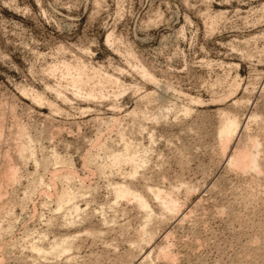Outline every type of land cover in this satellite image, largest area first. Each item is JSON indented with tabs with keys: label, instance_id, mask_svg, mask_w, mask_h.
<instances>
[{
	"label": "rangeland",
	"instance_id": "rangeland-1",
	"mask_svg": "<svg viewBox=\"0 0 264 264\" xmlns=\"http://www.w3.org/2000/svg\"><path fill=\"white\" fill-rule=\"evenodd\" d=\"M69 63L73 69L86 66L83 69L92 78L89 87L94 88L104 74L117 83L96 86L105 90V98H78L69 85L71 76L62 70ZM143 69L154 81L143 76ZM235 81L240 88L231 95ZM29 92L38 93L46 102L36 103ZM146 93L152 96L142 101ZM236 101L241 105L233 107ZM165 104L171 106L170 111L166 120L157 123V112ZM184 107L192 108L191 116L183 112ZM223 111L242 123L227 159L242 149L246 126L264 142L263 124H248L251 115L264 118V0H0V171L17 165L16 150L27 135L41 140L36 152L39 161L57 153L71 162V168L51 166L38 173L33 161L24 165L19 184L9 187L2 200L7 209L0 215L4 248H0V264H23L27 243L44 230L52 239V233L70 231L83 236L84 230L96 228H103L104 234L96 242L81 241L76 262L61 259L58 264H264V245L254 262L256 253L248 247L255 236L264 238V178L252 183L250 176L229 171L227 159L217 156L218 114ZM134 112L138 117H131ZM143 112L148 119L140 118ZM115 118L122 119V129H136L127 130V139L131 132L134 135L129 141L134 139L141 149L153 147L149 170H142L148 171L144 176L151 185L169 188L186 183L197 190L190 198L184 188L180 190L179 212L158 229L147 247L143 245V252L136 250L140 256L135 252L138 257L130 263L126 255L132 251L129 243L136 238L141 215L123 203L115 214L111 187L122 183L131 168L125 165V172L107 171L101 176L94 168L105 156L92 164L94 168L85 165L86 158L105 143L115 151L123 149L111 123ZM138 126L143 127L141 134ZM18 127L27 130L26 137L19 136ZM150 133L153 145L148 142ZM179 152L184 159L179 160ZM8 159L13 162L9 164ZM71 171L78 177L76 186L83 183L94 190L78 201L88 221L68 232L53 225L49 230L57 208L54 199L64 187L61 181L53 187L51 180L55 173ZM35 178L43 182L36 184V193L30 197L27 187ZM140 179L133 180L142 190ZM247 196L249 201H245ZM10 208L12 216L6 214ZM103 218H113V224L108 221L106 225ZM163 248L171 259L160 255Z\"/></svg>",
	"mask_w": 264,
	"mask_h": 264
},
{
	"label": "bare ground",
	"instance_id": "bare-ground-1",
	"mask_svg": "<svg viewBox=\"0 0 264 264\" xmlns=\"http://www.w3.org/2000/svg\"><path fill=\"white\" fill-rule=\"evenodd\" d=\"M62 65H63V63H62ZM59 66H60L59 68H57L55 66V68L52 69L53 72H57L62 67L61 65H59ZM71 66H72V64L70 65V63L69 64H65L63 66L62 70L64 69L66 71V73H68V75H66V76H68V77L71 76V78L69 77L70 78L69 85H70V82H71L72 91L73 92L75 91L79 95L78 96L75 93L78 98L82 96L87 101H93V100L97 99L98 97H101V98L104 97L105 98V96H107V95L104 94V91L105 90L102 89V88L106 84H114L115 82L117 83V81H115V79H113L112 77L106 76L105 74H104L105 76L103 75V77L97 76V77H99L98 82L97 83H94L93 86H95V85L98 86L99 85L100 87H102V85H103L102 88L99 87L101 90L98 87L95 86L96 88H98V91H97L95 89V87L94 88L93 87H89L91 85L90 82H91V79L92 78L89 76L90 74L87 73V70L86 69H83L86 66L85 67L82 66L83 67L82 69H81V66H80V68H78L79 66L78 67L76 66L78 69L77 68L76 69H73L74 67L72 68ZM52 70H51V72H52ZM59 72H61V70ZM141 73L148 80L154 81V78L145 69H143L141 71ZM98 75L102 76L100 73ZM73 88H74V90H73ZM232 88H233V90H232L231 95H235L238 92V90H239L240 87H239V84L236 83V81H235ZM122 92H124V91H122ZM29 93H30V96L31 95L33 96V98H34L33 100L36 103L38 102V103L41 104L43 102H46V101H44L45 98H42L41 95L39 96L38 93H36V94L34 92H29ZM57 94H59V93H57ZM25 95H27V93ZM60 96L63 97L62 95H60ZM151 96H152V94H150V93H148V94L146 93V95L144 94V96L141 97L142 98V101L143 100L150 99ZM62 99L64 101H66L65 100L66 98H62ZM46 104H50V103H48V101H47ZM239 104L241 105V101H236V102L233 103V107H237ZM51 105H50V107H51ZM52 106L54 107V105H52ZM170 108H171V106L169 104L161 105L160 108H159V111L157 112V118H156L157 120L154 119V122H155V120H156V122L157 121L158 122H163L162 121L163 119L166 120V118H167L166 115H168L167 113H169L168 111H170ZM183 112H185L186 115L191 116V114L193 113V110H192L191 107H184V111ZM136 113H139V112L136 111ZM136 113L134 112L131 117H135ZM141 113H140V118L142 117L144 120L145 119H148V116H147V113L146 112H143L142 116H141ZM218 116L220 118H219V126H218V129H217V132H216L217 133L216 134L217 135L216 136V139H217L216 141L218 143L217 150H218V153H219V154H217V156L220 155L225 160V159H227V152H228V150L230 149V147L232 146V144L235 142L238 134L241 131L242 123L238 119V117H234V115H232V113H230V112L223 111V112H220L218 114ZM251 116L252 117H250L248 124H250V123H253V124L262 123L263 124V127H264V118H261L260 119V116L259 115H255V114L254 115H251ZM135 119H138V118H135ZM121 120L122 119L115 118V119H112L111 120V123L113 124L114 127H116L115 128L117 130V133L116 134L118 135L117 138H119L118 140L122 142L123 149L122 150L115 151L112 148H110L111 146L110 147H106L107 146L106 145L107 143H105L104 145H106V146H104V145H103V147L100 146L99 148H97V150H96L97 152H94V153L90 154L86 158V164L85 165H90L91 166L93 164L95 166L96 163H97V161L98 160H101V156H102L103 159H104L103 156H105L106 158L104 159V161L101 160L102 163L101 162H100V164L97 163L96 168H94L93 165H92V168L96 169L99 172V175L101 173V176H102V174H105L106 175L107 171L112 172V174H113V171L121 172V171L124 170V166L125 165L126 166H129L131 168V170L128 171V173L129 172L130 173L129 174L126 173L129 176L130 179L128 177H126V174L123 175L124 176L123 181L126 178H128L129 180L127 179L124 182L122 181V183H114L113 186L111 184L112 183L111 181H110L111 182L110 183L111 185L109 184L110 187L112 186L111 188H113L112 191L114 193L113 194L114 202H113V204L111 203L112 205L110 204L111 205V209L114 210L113 211L114 213L116 212V210L118 209V207L121 205V203H123L124 205L126 204L127 206H131V205L134 206V208H137L138 209V212L141 215L140 216V219H141L140 223L141 224L139 226V229H137V232L135 233L136 236H134L136 238H135L134 241L131 240L132 241L131 243L128 242L130 244V248H131V245H132V248H131L132 251L130 250L131 252L129 251L127 255L125 254L126 255V260L129 261V263H130V262H133V260L135 259V257H138L139 254L137 252L139 250L141 252H143L141 250V249H143L142 248L143 245H146V247H147L155 239V235L158 234L157 233L158 232V229H160V227H163L165 225V223L167 224V222H169L170 220H172V218H174L176 216V214L179 212V203H178V199H177L178 197L177 196L181 192L180 190H182L184 188L185 191H186V193H187V194L185 193L186 194V197H187V195H189V198H190L191 197L190 195L192 194V192L196 188L194 186H191L189 184L182 183V182H181L182 184H180L178 186H172L171 185L169 188H165L163 186H154V185H151L150 182H149V180L146 179V176H144V175L147 174L148 171H146V174H144V173H145V169L146 168L148 169V167H150V166H148V164L150 165L151 161H149V160L152 157L150 158V156H149V158H150L149 159L148 158V155H151L150 151L152 149L150 150V148H153V147L152 146L151 147L148 146V147H150L149 149L148 148H145V147L141 149V148H139L136 145L137 144L136 143L137 141L135 143L132 142V140L134 141V139H131V141H129L130 140L129 138L133 135V132H135L136 129H135V131H133V129H131V128L127 129L128 131H130V129H131V131H133V132H131L132 134H130V136L128 137V139H129L128 140L126 138V136L129 135V132L125 129L126 127L125 128L123 127L125 130L121 128ZM140 122H136V123H140ZM134 125H136V124L134 123ZM248 127L249 126H246V128L244 127V133L242 135L243 137L241 136L242 137L241 138L242 144L239 147H241L242 149H240V151L237 149L238 152H234V156L233 157H231V158L228 157V159H227V167L229 168V171L231 170V172H235L238 176H242V177L250 176L251 177L250 179L252 180V183H255L256 184L261 178H264V177H262L263 174H264V159H263L264 158V142L261 141L259 139V137H257V135H253L252 134L253 132L252 133L251 132H248V130H249ZM142 128H143L142 126L139 127V131H140L139 134H141ZM144 128L146 130V127H144ZM18 131L20 133L19 136L22 135L23 137H26L25 134L27 133L26 132L27 130H25V128L18 127ZM127 132H128V134H127ZM144 133H145V131H144ZM151 134L152 133H150V137H151ZM135 135H136V133H135ZM142 135H143V133H142ZM27 136H29V137H26L27 140L25 139V141H23L19 145V147L17 148L18 150H16V151H18V153L15 152L16 154H18V157H17V159H18L17 165L16 164L14 165V163L12 165L11 162H13V161L10 160L11 161L10 162L9 159H8L9 164H11V165H7L6 168L4 167V169H2L0 171V215L2 214V212L3 213L6 212V209H7V207H6V203L7 202L6 203H3L2 202L3 198H5L3 196H5V195L8 194L9 187L12 186L13 187L12 189H15L14 187L19 184L21 178L23 177L22 169H23V167H24V165L26 163L28 164L30 161H33L34 164L37 167V171H36L37 173L39 172L40 169L42 171L43 170L44 171H47V169L49 167H51V166H55L56 167V166H60L61 165V166H66L67 168L68 167L71 168V162L69 163L67 160H65L64 158H62L57 153H52L51 156L50 155L49 156L46 155V157H42L43 158V160L41 159L42 161H39L37 159V157H36V152H38L37 151V144L40 143L41 140L39 142L38 140H35L36 138L34 139V138L30 137V135H27ZM152 136H153V134H152ZM261 136H262V134H261ZM152 138L153 137H151L149 139V141H148L149 142V145H150L151 142H152V145L155 142L153 140L154 138L153 139ZM262 140H264V139L262 138ZM39 148H41V147L39 146ZM101 148H103V149H101ZM41 151H43V150H41ZM181 152H182V150H181ZM182 155H183V153L180 155L181 158L179 160L184 159V157ZM14 156H17V155H14ZM6 157L9 158V155H7ZM183 161H180V162H183L185 164V161L186 160H183ZM184 164H182V165H184ZM87 167H89V166H87ZM159 168L162 169L161 165H160ZM159 168H158V171H159ZM142 170L144 171V173L142 172ZM160 171H162V170H160ZM98 172H95V173H98ZM124 172H125V170H124ZM124 172H123V174H124ZM117 175H118V173H117ZM139 177H141L142 182H143V184L145 186L144 187L142 185L143 186L142 190L137 189V187L134 185V183H135L134 180L138 179ZM151 177H153V176L151 175ZM77 178L78 177H76V173H74L72 171L71 172H68V173H66L64 175H61L59 173H55V175L53 176V178L51 180L52 182L50 183V185H53V187H54V185H55L56 182L61 181V184L64 183V187L63 188L61 187L62 190L56 194V198L54 199V201L56 200V203L54 202L55 203L54 205L57 206V208L54 209L56 211H53V212H55V213H53L54 215L52 214L53 217L50 220L48 219L49 220V230L51 228L50 226L53 225V226H56V229L58 228V229H61V231L64 230V231H67L68 232L69 230H71L70 228H73V227L75 228L76 227V224H78V223H85L86 221H88V217L85 214L83 216L82 213L84 211L81 210V208H80V206L78 204V201L80 199L81 200H84L85 199L84 197H86V195L88 196L91 192H94V190L89 189V188H86V186H84L83 183H82L83 185L81 183L80 184H77V185H80L79 187L76 186L75 183H74V181ZM42 182L43 181L41 179H37L36 180V178H35V180L31 183V185L29 187H27V189H29L27 191V193H28V195L30 197L33 196L31 194L36 193V192H33V191H35L33 189H35L37 187L36 184L39 185L41 183V185H42ZM139 182H141V181H139ZM58 183H60V182H58ZM61 186H63V185H61ZM254 186H256V185H254ZM48 189H50V188H48ZM250 190H251V188H250ZM48 191H50V190H47V192ZM185 191H183V192H185ZM195 191H197V190H195ZM253 191L254 190H252V192ZM31 192H33V193H31ZM25 193H26V191H25ZM27 193H26V196H27ZM49 193L50 192H48V194ZM255 194H257V193H255ZM193 195H194V192H193ZM26 196H24V197L26 198ZM49 197H50V194H49ZM248 197L249 196H247V198ZM251 198H254V197H252V195H251ZM251 198H248V199H245L244 198V199H245V201H247V200L249 201V199H251ZM30 199L31 198H29V200ZM245 201H242V203L245 202ZM260 201H262V200H260ZM262 203H264V201ZM10 205H12V204H10ZM44 205H46V204H44ZM240 205H242V204H240ZM11 209L12 208L8 209V212L6 214H9L10 215L12 213ZM111 209H109V210L111 211ZM227 209H229V208H227ZM223 211H225V210H223ZM227 211L228 210H226V212ZM102 212H104V211H102ZM115 214H118V213H115ZM115 214H114V216H115ZM9 215H7V216H9ZM11 216H12V214H11ZM116 217L117 216H115V219L114 220H117ZM112 219H109L108 220L109 221V224H110V222L113 224V221H111ZM103 220L105 221L104 222L105 224L108 222V221L105 220V218H103ZM0 223H1V221H0ZM47 225H48V223H47ZM11 226H12V224H11ZM9 228H10V226H9ZM0 229H2V225L0 226ZM11 229L12 228H10V230ZM102 229H100V228L97 229L96 228V229H87V230H84L83 236L82 235H80V236H73L72 234L69 233L70 231L68 233H66V234H53L52 233V235H54V237L52 236L53 237L52 239L49 238V234L47 232H45V230L43 232L39 233V234L37 233L38 237L35 238V236H32V238H34V239L31 240V241H29V243H27V245L28 244L29 245L25 247L26 248V252L24 251L25 252V255L23 254L24 253L23 251L21 252L24 255L23 256V258H24L23 259L24 260L23 261V264L24 263H26V264H43V263L44 264H52L53 263L54 264V262H55V264H56V262L58 264L61 259H64L63 260V263H64L65 260H66V262H69V263L72 262V261H75L77 259L74 256L75 255V252H76V250H79V248L81 246V245H79V243L81 241L87 240L89 238L93 239L96 242L97 239L100 238V236H102L104 234V231ZM119 229H120V227H119ZM51 230H54V229H51ZM127 232H128V230H127ZM120 234H122V233H120ZM3 236H4V234H3ZM260 236H262V235H260ZM27 237L28 236L26 235L25 238H27ZM30 238H31V236L28 237L27 239L29 240ZM255 238H256V236H255ZM255 238L252 241H249L250 246H248V247L250 248V250H253L251 252L256 253L255 256H257V255L260 254L258 252L261 251L260 249H261L262 245H264V238H262V239H260L261 237L259 239H257V238L255 239ZM1 239L2 238L0 236V248H1V245L3 244L2 241H1ZM132 239H134V238H132ZM28 240H26V241H28ZM260 241L263 242V243H261ZM13 244L14 245H11V243H10V246L11 247L12 246H15V248H16V246H17L18 243L17 244L16 243H13ZM81 244H82V242H81ZM10 246L8 245V248ZM18 246H19V244H18ZM2 248H1V250H2ZM5 250H6V248H5ZM136 250H138V251L136 252ZM7 251H9V250H7ZM160 251H161V254L160 255L163 256L164 260L167 259V258L171 259L172 256H169L168 255V252H167L166 248L165 249L163 248ZM5 252L6 251H3V253H5ZM135 252L138 255L135 256ZM248 252H249V249H248ZM254 253H253V256L252 257H254ZM260 257H261V255H260ZM124 258H122V260ZM146 258L147 259H145V261H147L148 259H150L151 258V253ZM257 258H258V256L257 257H254V259H252V262H254L253 260H257ZM250 259H251V257H250ZM263 259H264V257H263ZM19 260L17 262H19ZM148 261H150V260H148ZM263 261L264 260H262L261 263ZM21 262L18 263V264H22ZM256 262H258V261H255V263ZM118 263L120 264L121 262H118Z\"/></svg>",
	"mask_w": 264,
	"mask_h": 264
}]
</instances>
